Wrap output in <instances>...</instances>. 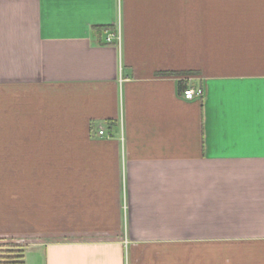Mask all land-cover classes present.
<instances>
[{
  "label": "crops",
  "instance_id": "obj_1",
  "mask_svg": "<svg viewBox=\"0 0 264 264\" xmlns=\"http://www.w3.org/2000/svg\"><path fill=\"white\" fill-rule=\"evenodd\" d=\"M30 238L21 264H264V0H0V241Z\"/></svg>",
  "mask_w": 264,
  "mask_h": 264
},
{
  "label": "rangeland",
  "instance_id": "obj_2",
  "mask_svg": "<svg viewBox=\"0 0 264 264\" xmlns=\"http://www.w3.org/2000/svg\"><path fill=\"white\" fill-rule=\"evenodd\" d=\"M16 237H14L15 239ZM33 238H30L29 240H23V241H0V255H4L7 256V254H5V252L8 251H13L11 255H14V263H17L16 261H22V257L20 256L21 253L22 255H24L23 253H25L26 247H28L30 245H32V243L34 242L32 240ZM10 245H17V246H10ZM22 247V248H21ZM27 255V254H26ZM21 257V258H20Z\"/></svg>",
  "mask_w": 264,
  "mask_h": 264
},
{
  "label": "built area",
  "instance_id": "obj_3",
  "mask_svg": "<svg viewBox=\"0 0 264 264\" xmlns=\"http://www.w3.org/2000/svg\"><path fill=\"white\" fill-rule=\"evenodd\" d=\"M115 39H119V36L112 33V32L107 33V35H106V42L107 43H111ZM196 94H199V92L196 93L192 88H187L183 91V97L185 99H193L194 96H196ZM98 134L103 135L104 131L102 129H99Z\"/></svg>",
  "mask_w": 264,
  "mask_h": 264
},
{
  "label": "trees",
  "instance_id": "obj_4",
  "mask_svg": "<svg viewBox=\"0 0 264 264\" xmlns=\"http://www.w3.org/2000/svg\"><path fill=\"white\" fill-rule=\"evenodd\" d=\"M96 30H97V32H102V31H107L108 30V27H98V28H96ZM10 246H17V245H10ZM18 247V246H17ZM22 248V247H21ZM13 251H8V252H5V254H7V256H4V255H0V262H2L1 260H14V255H11V254H13L12 253ZM21 257L23 256L22 255V253H21V255H20ZM20 257V258H21ZM17 263H14V264H21V261H16ZM1 264V263H0ZM2 264H9V263H3L2 262Z\"/></svg>",
  "mask_w": 264,
  "mask_h": 264
}]
</instances>
